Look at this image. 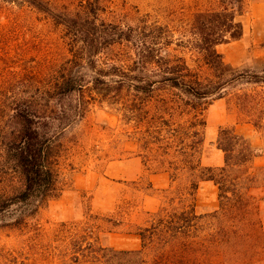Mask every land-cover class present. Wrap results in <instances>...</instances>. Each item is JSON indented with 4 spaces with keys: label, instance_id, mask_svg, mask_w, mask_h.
<instances>
[{
    "label": "trees",
    "instance_id": "16d2710c",
    "mask_svg": "<svg viewBox=\"0 0 264 264\" xmlns=\"http://www.w3.org/2000/svg\"><path fill=\"white\" fill-rule=\"evenodd\" d=\"M14 2L54 18L43 0ZM99 10L93 3L83 4L79 11L55 21L64 29L68 57L47 75L42 93L11 98L10 124L0 123V142L23 185L11 195L0 196V213L15 205L25 206L28 213H21L10 224L20 226L59 196L60 137L85 114L88 89L116 105L124 120L140 128L137 134L146 148L154 143L167 155L176 151L170 162L188 172L192 200L187 204L179 196L178 203L174 200L153 213L150 225L138 228L139 249L118 250L85 237L76 240L71 257L75 264H202L207 251L213 250L224 264H264V166L254 164L261 151L227 124L219 127L216 141L223 152V165H204L199 155L205 141L206 103L225 97L228 87L242 80L251 87L233 93L237 106L248 123L264 131V72L234 67L217 50L220 44L242 38L238 11L225 6L197 18L198 36L191 48L210 71L202 77L184 57L162 53L170 41H156L142 27L132 25L115 32L113 26L99 22ZM110 47L124 48L125 66L100 59ZM100 63L104 66L98 67ZM85 64L96 71L94 76L82 71ZM179 176L173 173L171 179ZM204 181L218 187L219 206L198 214L195 197ZM151 246L157 247L158 255L149 261L145 250Z\"/></svg>",
    "mask_w": 264,
    "mask_h": 264
},
{
    "label": "rangeland",
    "instance_id": "374dc122",
    "mask_svg": "<svg viewBox=\"0 0 264 264\" xmlns=\"http://www.w3.org/2000/svg\"><path fill=\"white\" fill-rule=\"evenodd\" d=\"M43 2L54 13V18L27 4L17 6L14 0H0V123L7 126L11 98L42 93L47 75L68 57L64 29L55 21L79 11L83 4L93 3L95 9L100 7L99 22L113 26L111 29L115 32L132 25L142 27L145 34L156 37V41H170L162 53L184 57L202 77L210 71L191 48L198 36L197 18L225 6L236 9L237 19L243 24V36L218 45V50L234 67L250 73L264 72V0ZM123 49L107 48L100 59L125 66ZM103 66L104 63L98 64V67ZM82 71L88 77L96 73L87 64ZM246 87L251 85L242 80L229 86L225 97L206 103L205 141L199 153L204 165L223 156L216 146L221 125L248 123L247 115L239 110L233 95ZM84 94L85 114L60 137L59 196L46 202L20 226L10 224L21 213H28L25 206L15 205L0 213V264H75L71 258L74 243L83 237L118 250L133 249L140 245L138 228L149 226L152 214L163 205L174 200L178 203L179 196L185 203H191L188 172L170 162L176 151L167 155L154 143L146 148L137 134L140 128L124 120L116 105L101 99L95 91L86 89ZM256 130L264 133L262 129ZM259 150L264 154V148ZM173 173L180 175L174 181ZM22 185V176L6 159L0 142V196L11 195ZM218 206V187L211 181L201 182L195 197L196 212H213ZM155 255H158L157 247L145 250L147 260L152 261ZM224 263L214 250L207 251L202 262Z\"/></svg>",
    "mask_w": 264,
    "mask_h": 264
},
{
    "label": "crops",
    "instance_id": "0c3cea01",
    "mask_svg": "<svg viewBox=\"0 0 264 264\" xmlns=\"http://www.w3.org/2000/svg\"><path fill=\"white\" fill-rule=\"evenodd\" d=\"M217 50H218V46H217ZM235 128H236L238 133L249 138L251 140L253 146H255L257 149L264 148V133L258 132L252 124H250V123L236 124ZM223 163H224V156H222L221 159H219L218 161L210 162L209 165L221 166V165H223ZM254 164L256 166H264V154H261L260 156H258L255 159ZM204 182H210V181H204ZM263 208H264V204H263ZM138 238H139V236H138ZM139 240H140V238H139ZM140 247H141V240H140V245L138 247L133 248V249H129V250L139 249Z\"/></svg>",
    "mask_w": 264,
    "mask_h": 264
}]
</instances>
